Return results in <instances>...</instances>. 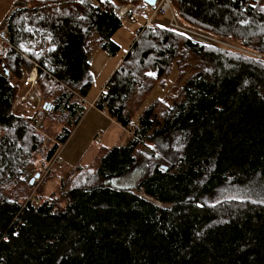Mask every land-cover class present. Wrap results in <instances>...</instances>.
Wrapping results in <instances>:
<instances>
[{
	"label": "trees",
	"instance_id": "obj_1",
	"mask_svg": "<svg viewBox=\"0 0 264 264\" xmlns=\"http://www.w3.org/2000/svg\"><path fill=\"white\" fill-rule=\"evenodd\" d=\"M17 1L0 48V264H264V0H169L186 28L261 58L148 26L91 100L92 50L117 54L126 0ZM33 64L38 110L65 121L45 169L90 104L134 127L96 157L94 184L34 202L22 186L42 128L11 113ZM173 71L176 93L142 108Z\"/></svg>",
	"mask_w": 264,
	"mask_h": 264
},
{
	"label": "rangeland",
	"instance_id": "obj_2",
	"mask_svg": "<svg viewBox=\"0 0 264 264\" xmlns=\"http://www.w3.org/2000/svg\"><path fill=\"white\" fill-rule=\"evenodd\" d=\"M16 1L17 0H0V23H2L6 19V16L11 11V7L14 5V3H16ZM94 1L82 0L81 2H88L90 4H93ZM125 2V5L131 4L136 8L142 7V4L144 3L143 1H141L138 4H134L133 0H126ZM125 5L119 7L116 13H118L119 9L123 8ZM26 7H31V4H27ZM13 9H15V7ZM171 11L164 15L154 16L150 22H147V19L150 17V13L148 12V10H145L144 15L140 17V19L136 23L133 22L127 24L125 23L123 18H120L124 26H122L112 37L113 42H115L119 47V51L117 52V54L115 56H109L96 46L92 50L90 72L93 76V86L87 96V100H91L94 94H99L102 89H104L111 73L118 67L120 60L127 52V50H132L131 44L138 39L139 34L141 35V33L145 31L146 27L157 26L159 28L170 29L168 27V23L172 18V14L174 15L173 11L171 14ZM180 35L190 40L186 34L180 33ZM220 41L230 46L241 49L245 52H249L246 49L238 47V45L233 42H229L223 39H221ZM202 46L215 48L217 47L213 45ZM221 48L229 49L224 46H221ZM231 50L233 51V49ZM2 66L3 65L0 60V69L2 68ZM12 83L16 85L19 91L18 96L26 90L22 88L18 81L12 80ZM162 83L163 81L159 85L154 87L153 90L146 96L143 101L142 108H145L147 105L157 99H163L167 96L174 95L178 90L179 86L178 83H175L174 71L172 75L170 74L165 79L164 84ZM21 105L18 113L12 110L11 113L17 118L24 117L26 119L31 118L35 115L33 127L37 130L42 128L41 135L43 137H40L38 139L40 149L38 148L37 152H35L31 157L33 159V162L27 169V174L30 175V187L26 188L25 186H22L23 190L25 189L29 193L27 199H29L30 197H32L33 200L36 197L41 198L42 200L51 197L58 199L61 197V189L86 187L94 184L96 181L95 172L98 166V159L96 157L101 154L102 150H107L119 144L120 142H123L124 139H126L134 129L132 125L130 126L129 130H121L115 122H113L106 115L95 109L92 104H90L85 114L72 131L66 143L61 146V149L55 157L56 163H54L53 161V163L50 164L47 169H45V167L43 166L44 164L42 163V159L44 156L42 154L51 147L52 143L56 139V136L62 131V126L65 121L60 120L54 115L51 120L48 118L45 120V118L47 117V112L43 111L42 113L41 109L38 110L40 108V105L38 106L36 104H33L31 101L25 102L22 107ZM139 174V172H133L127 177L113 180L112 184L118 188L134 187L139 178ZM36 175H38V178H35ZM62 202L63 201H60V204H62Z\"/></svg>",
	"mask_w": 264,
	"mask_h": 264
},
{
	"label": "built area",
	"instance_id": "obj_3",
	"mask_svg": "<svg viewBox=\"0 0 264 264\" xmlns=\"http://www.w3.org/2000/svg\"><path fill=\"white\" fill-rule=\"evenodd\" d=\"M103 1H107V0H95L92 5L98 6V4ZM145 10H148V12L150 13V17L147 19V22H150L154 16L164 15L168 13L169 11H171L170 2L169 0H156L155 5L153 7H149L145 3H143L142 7H139V8H136L132 6L131 4L125 5L123 8L119 9L118 13H116V16L119 19L123 18V20L127 24H130L133 22L136 23L140 19V17L144 15ZM171 14H172V11H171ZM168 27L174 31L186 34L189 37V39L195 43H199L202 45H209V46L213 45L217 47L224 46L226 48H229V50L233 49V51L240 52V53L245 52L241 49L230 46L220 41L221 39L211 37L204 33H200L199 31L184 27L178 22V20L175 18L173 14H172V18L170 19L168 23ZM8 42H9L8 26H7L6 21H4L0 23V48L3 49V48L8 47ZM245 53L246 55H249L255 58H261L260 55H256L250 52H245ZM37 71H38L37 65L33 64L31 66L29 73L20 82V85L22 86V88L26 90L22 94L16 97L13 104L11 105L12 111H15L16 113H18V111L20 110V105L21 104L24 105V103L28 101H31L33 104H36L38 106L40 105L41 94L38 89ZM54 163H56V159H54ZM32 201L34 202V200Z\"/></svg>",
	"mask_w": 264,
	"mask_h": 264
},
{
	"label": "water",
	"instance_id": "obj_4",
	"mask_svg": "<svg viewBox=\"0 0 264 264\" xmlns=\"http://www.w3.org/2000/svg\"><path fill=\"white\" fill-rule=\"evenodd\" d=\"M155 1L156 0H143V2L149 7H153L155 5ZM44 107H48V109H50V107L47 105H44ZM164 170H166L165 167H164ZM35 178H38V175H36Z\"/></svg>",
	"mask_w": 264,
	"mask_h": 264
},
{
	"label": "crops",
	"instance_id": "obj_5",
	"mask_svg": "<svg viewBox=\"0 0 264 264\" xmlns=\"http://www.w3.org/2000/svg\"><path fill=\"white\" fill-rule=\"evenodd\" d=\"M14 7H15L14 5L11 7V11H12V9H13ZM11 11H10V12H11ZM10 12H9V13H10ZM9 13H8V15H9ZM8 15L6 16V19H7ZM6 19H5V20H6ZM5 20H4V21H5ZM4 21H3V22H4ZM101 113H102V112H101ZM103 114H104V113H103ZM104 115H105V114H104ZM129 136H130V135H129ZM127 137H128V136H127Z\"/></svg>",
	"mask_w": 264,
	"mask_h": 264
}]
</instances>
